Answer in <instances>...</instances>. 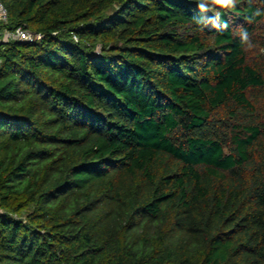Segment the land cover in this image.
<instances>
[{"label": "trees", "instance_id": "16d2710c", "mask_svg": "<svg viewBox=\"0 0 264 264\" xmlns=\"http://www.w3.org/2000/svg\"><path fill=\"white\" fill-rule=\"evenodd\" d=\"M2 2L0 264H264V0Z\"/></svg>", "mask_w": 264, "mask_h": 264}, {"label": "built area", "instance_id": "2783aa9c", "mask_svg": "<svg viewBox=\"0 0 264 264\" xmlns=\"http://www.w3.org/2000/svg\"><path fill=\"white\" fill-rule=\"evenodd\" d=\"M8 21V10L2 0H0V35H3L6 40H23L33 42L42 38L41 35L35 34L30 30L23 27L16 29L15 31H9L1 29V25Z\"/></svg>", "mask_w": 264, "mask_h": 264}, {"label": "clouds", "instance_id": "9594fccd", "mask_svg": "<svg viewBox=\"0 0 264 264\" xmlns=\"http://www.w3.org/2000/svg\"><path fill=\"white\" fill-rule=\"evenodd\" d=\"M212 2L221 8H231L236 4L237 0H212ZM199 6L201 8V11H204V4L202 2L199 4ZM242 39H248L247 31L242 32Z\"/></svg>", "mask_w": 264, "mask_h": 264}]
</instances>
